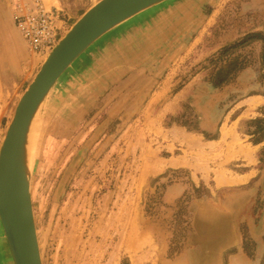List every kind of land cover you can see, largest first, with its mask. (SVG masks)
Wrapping results in <instances>:
<instances>
[{
    "label": "rangeland",
    "instance_id": "rangeland-1",
    "mask_svg": "<svg viewBox=\"0 0 264 264\" xmlns=\"http://www.w3.org/2000/svg\"><path fill=\"white\" fill-rule=\"evenodd\" d=\"M241 1L205 5V15L220 4L221 12L195 46L186 36L129 61L125 41L108 47L118 33L107 34L59 79L34 122L30 188L43 264H264V102L245 100L264 96V30L237 37ZM12 4L0 0V30L12 31ZM70 5L71 25L87 6L74 5L75 15ZM139 37L131 57L144 48ZM48 56L36 59L8 103L0 92V115L12 120ZM182 88L178 111L166 112ZM155 95L161 100L149 101ZM174 185L180 191L168 197ZM203 209L227 223L198 246ZM138 228L146 236L139 239ZM4 243L1 254L11 259Z\"/></svg>",
    "mask_w": 264,
    "mask_h": 264
},
{
    "label": "water",
    "instance_id": "water-1",
    "mask_svg": "<svg viewBox=\"0 0 264 264\" xmlns=\"http://www.w3.org/2000/svg\"><path fill=\"white\" fill-rule=\"evenodd\" d=\"M164 1L99 0L60 40L19 99L0 149V223L13 264H43L23 153L39 106L63 73L93 43L129 18Z\"/></svg>",
    "mask_w": 264,
    "mask_h": 264
},
{
    "label": "crops",
    "instance_id": "crops-1",
    "mask_svg": "<svg viewBox=\"0 0 264 264\" xmlns=\"http://www.w3.org/2000/svg\"><path fill=\"white\" fill-rule=\"evenodd\" d=\"M45 5L52 9V10H60L62 11L63 19L59 22V24L62 26V36L63 37L70 28L74 25V23L94 4L91 5L93 0H81L78 4L76 3L77 0H71V2H67V0H43ZM169 1V0H168ZM214 1V0H213ZM211 0H171L167 3H162L155 7L153 9L152 13H145L140 15L137 19H134L131 23H124L121 26H118L114 28L112 31L108 33V36H111L112 34H117L113 36L114 38L109 42V46H113L117 41H126V47L130 48V52L132 50H135L134 46H132V43L129 42L127 39L129 36L135 35V32L137 30H142L144 25L142 24L146 21L153 20L154 18L159 17L157 20L152 21V24L150 29L147 28L146 35L144 37L140 36L141 42H143L144 48H141V52L139 54H136L134 57L130 56L129 53H125L126 57L132 58L129 61L138 60L140 57V60L143 59V57L150 52H153L154 54L158 55L161 52H163L166 48H168L170 45L174 43L175 40H178L179 38H185L186 36L191 37L190 39L194 38V42L191 44L195 46L198 41L205 38L209 34L210 27L213 26V24L217 21V12L220 14L221 12V6L220 4L218 11L213 10L210 14H203L202 9L205 5H208L211 7L216 2L213 3ZM230 1V0H229ZM98 2V1H97ZM209 2V3H208ZM71 4V11H74L73 13L76 15L79 13V7L81 9L85 6H87V10L83 12V14L77 18L75 21L69 24L71 17L68 16L67 10L68 6ZM79 5L75 10L74 8ZM74 5H76L74 7ZM91 5V6H90ZM241 7L242 12L241 14L245 17V27H241L240 30L237 29L236 34H239L240 31H243L239 36H244L245 34L249 32L254 31H260L264 30V0H242L241 1ZM90 6V7H89ZM73 8V10H72ZM78 9V12H76ZM160 14V16H158ZM252 14L254 17L253 19L247 18V15ZM251 16V17H252ZM13 10L11 11V18H12V31L11 30H0V63H4L2 67V72L0 73V77L3 78L2 83H0V92L1 95H3V99L5 100V103H8L10 101L11 96L15 93L14 87H18L19 85L23 84V79L27 78L30 71L35 67L36 65V59L40 57L41 55L34 53L30 51L27 46L25 45V42L23 41L16 24L14 23L13 19ZM251 19V20H250ZM128 21V22H129ZM70 25V26H69ZM140 27H142L140 29ZM124 29L125 31H118ZM145 31V29H143ZM201 30V31H199ZM199 31V32H198ZM115 32V33H114ZM121 32V34L119 33ZM187 34V35H185ZM192 34L194 35L192 37ZM144 38V39H143ZM233 38V37H232ZM148 40L151 41V44L148 45V47H145V42ZM259 44V43H256ZM260 45V44H259ZM102 46V45H101ZM100 48V47H98ZM136 51V50H135ZM98 52V51H97ZM133 53V52H132ZM103 57V56H102ZM102 57H100L98 60H101ZM149 57H146L144 60H147ZM92 61H95L93 59ZM100 62H97L96 64H99ZM165 81L161 82V90L157 91L156 94H162V91L165 86ZM251 84V83H249ZM187 84L186 87H188ZM167 92V91H165ZM187 97L186 89L182 88L181 90H178L175 94L172 95L171 98H169L164 105V109L166 112H176L178 111L179 104L181 101L185 100ZM249 98H245V100L248 99H255V100H263L264 102V96L257 94L256 96H248ZM163 99V98H162ZM12 100V99H11ZM160 101L161 99L157 98V95L155 97H150L151 102L154 101ZM243 102V101H242ZM262 104V103H261ZM163 109V110H164ZM167 109V110H166ZM165 112V113H166ZM5 118H8L6 120L7 127L10 124V117L3 113L0 115V127L4 125ZM2 136L0 137V149L3 143ZM203 139V138H202ZM210 142V141H209ZM171 162V161H169ZM169 166V164L167 165ZM177 191H180V188L176 185L172 186L168 193V197H174L175 193ZM203 219L207 220L206 223H199V221H195V234L193 235V239L198 242V246H204L207 244L210 240L214 239L219 235L220 232L224 230V226L222 223L226 226V219L221 217V214L218 213H211L207 209H203ZM142 224V221L140 220V225ZM145 225V224H144ZM142 228H138L136 232L140 237L146 236L144 232L146 230L141 231ZM148 230V229H147ZM201 235L202 242L200 239H198V235ZM4 236L2 232V228L0 227V249H2V252L4 251ZM0 251V264H9L11 259L7 256V258L1 254ZM4 253V252H3Z\"/></svg>",
    "mask_w": 264,
    "mask_h": 264
},
{
    "label": "built area",
    "instance_id": "built-area-1",
    "mask_svg": "<svg viewBox=\"0 0 264 264\" xmlns=\"http://www.w3.org/2000/svg\"><path fill=\"white\" fill-rule=\"evenodd\" d=\"M13 19L27 48L48 54L62 36V11L48 8L43 0H13Z\"/></svg>",
    "mask_w": 264,
    "mask_h": 264
},
{
    "label": "bare ground",
    "instance_id": "bare-ground-1",
    "mask_svg": "<svg viewBox=\"0 0 264 264\" xmlns=\"http://www.w3.org/2000/svg\"><path fill=\"white\" fill-rule=\"evenodd\" d=\"M166 1H168V0H166ZM165 2V1H164ZM161 3H163V2H161ZM161 3H159V4H161ZM159 4H156V5H154V6H157V5H159ZM154 6H152V7H154ZM152 7H150V8H148V9H146L147 11L148 10H150ZM146 10H144V11H142V12H140L139 14H137V15H135V16H133V17H131V18H129L128 20H126L125 22H123V23H121L119 26H121V25H123L124 23H126V22H128L129 20H131V19H133V18H135L136 16H138V15H140L141 13H143V12H145ZM118 27V26H117ZM141 32H143L142 30H137L136 32H135V35L133 34L132 36H129V38L127 39L129 42H133V41H135V40H137V38L140 36V33ZM109 33V32H108ZM105 35H107V34H105ZM104 35V36H105ZM103 36V37H104ZM101 39V38H100ZM60 40H61V38H60ZM60 40L58 41V43L56 44V46L59 44V42H60ZM97 41H99V40H97ZM126 42V41H125ZM94 44V43H93ZM92 44V45H93ZM92 45L89 47V48H91L92 47ZM126 45V44H125ZM55 46V47H56ZM54 47V48H55ZM106 47V46H105ZM53 48V49H54ZM89 48L86 50V51H88L89 50ZM137 48V47H136ZM53 49L48 53V54H46V55H49L52 51H53ZM85 51V52H86ZM84 52V53H85ZM83 53V54H84ZM82 54V55H83ZM81 55V56H82ZM87 55V54H86ZM80 56V57H81ZM79 57V58H80ZM79 58H77V60L79 59ZM47 59V58H46ZM77 60H75V62L77 61ZM75 62H73V64L75 63ZM73 64H71V66L73 65ZM70 66V67H71ZM69 67V68H70ZM68 68V69H69ZM67 69V70H68ZM66 70V71H67ZM65 71V72H66ZM64 72V73H65ZM64 73H63V75H64ZM62 75V76H63ZM61 76V77H62ZM61 77L59 78V79H61ZM59 79H58V81H59ZM57 81V82H58ZM57 82L55 83V85L57 84ZM54 85V86H55ZM53 86V87H54ZM53 87L50 89V91H49V93L46 95V97H45V99L43 100V102L41 103V105L39 106V108H38V110H37V112L35 113V115H34V117H33V120L31 121V124H30V126H29V131H28V134H27V137H26V142H25V150H24V152L23 153H25V160H26V163H27V169H28V172H29V177H30V169H31V164H32V161H33V152H34V149H33V144H35L34 143V137H36V136H34V125H35V123H36V121H35V119H36V116L38 115V113H39V111L41 110V108L45 105V103H46V99H47V97L49 96V94H50V92L52 91V89H53ZM35 122V123H34ZM11 123V122H10ZM4 141V140H3ZM36 146V145H35ZM35 153V152H34ZM14 158H15V152H14ZM16 159V158H15ZM2 226V225H1ZM2 232H3V227H2ZM3 235H4V232H3ZM5 236V235H4Z\"/></svg>",
    "mask_w": 264,
    "mask_h": 264
}]
</instances>
